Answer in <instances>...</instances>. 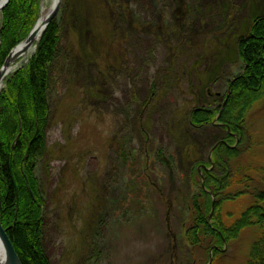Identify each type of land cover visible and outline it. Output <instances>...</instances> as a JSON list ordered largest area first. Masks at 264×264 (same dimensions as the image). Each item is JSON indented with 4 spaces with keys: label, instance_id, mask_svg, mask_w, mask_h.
<instances>
[{
    "label": "rangeland",
    "instance_id": "374dc122",
    "mask_svg": "<svg viewBox=\"0 0 264 264\" xmlns=\"http://www.w3.org/2000/svg\"><path fill=\"white\" fill-rule=\"evenodd\" d=\"M262 14L264 0H61L36 170L51 264H205L184 237L191 175L228 130L217 119L196 129L189 117L221 107L243 69L239 41ZM248 122L245 161L264 165V98ZM250 200L226 202L227 221ZM262 232L245 229L210 264H245Z\"/></svg>",
    "mask_w": 264,
    "mask_h": 264
},
{
    "label": "trees",
    "instance_id": "16d2710c",
    "mask_svg": "<svg viewBox=\"0 0 264 264\" xmlns=\"http://www.w3.org/2000/svg\"><path fill=\"white\" fill-rule=\"evenodd\" d=\"M41 1L9 0L4 7L0 67L36 24ZM59 39L55 16L34 55L10 75L0 95V220L22 264H51L44 246L45 199L36 170L46 150L50 66ZM239 56L242 72L229 81L221 107H197L189 117L190 125L201 129L212 125L221 113L217 121L228 130L225 139L212 146L207 162L198 164L191 175L194 193L184 237L192 248L205 250V264L207 260L214 263L245 229L264 228V165L245 161L251 148L248 118L264 98V14L253 19L239 41ZM159 192L169 221L172 201ZM244 195L250 196V204L228 222L230 214H224V204ZM245 264H264V232L251 243Z\"/></svg>",
    "mask_w": 264,
    "mask_h": 264
},
{
    "label": "water",
    "instance_id": "95a60500",
    "mask_svg": "<svg viewBox=\"0 0 264 264\" xmlns=\"http://www.w3.org/2000/svg\"><path fill=\"white\" fill-rule=\"evenodd\" d=\"M8 2H9V0H0V12H2L3 8L5 7V5ZM60 5H61V0H57L53 4L51 12H50L48 19H47L43 28H38V23L34 26L32 31L28 35V37L22 42V44H25L26 48H29L30 46H32L36 40H39L42 37V35L44 34L48 24L56 16L57 12L59 11ZM0 43H1V37H0ZM13 53H14V49L11 51L10 55L8 56L7 60L5 61L4 65H3V67L0 69V93H1V90L3 88L2 82L4 80V77L6 76V74L9 71L11 61L13 60ZM225 103H224V105H225ZM0 241L3 245V248L5 250V254H6L5 264H22L14 246L12 245V243L9 239V236L7 234V230L2 225L1 220H0Z\"/></svg>",
    "mask_w": 264,
    "mask_h": 264
},
{
    "label": "bare ground",
    "instance_id": "6f19581e",
    "mask_svg": "<svg viewBox=\"0 0 264 264\" xmlns=\"http://www.w3.org/2000/svg\"><path fill=\"white\" fill-rule=\"evenodd\" d=\"M57 0H53V3H55ZM53 7L52 6L48 7L47 5H45V2H43L42 4V13L41 16L38 20V28H43L48 16L51 12V9ZM36 49V45L33 44L32 46H30L29 48H26L25 44L20 43L15 49H14V53H13V60L11 61V65L9 67V71L8 73H11L12 71L16 70L17 68H19L21 65H23L24 63L27 62V60L34 54ZM216 67H214L215 69ZM121 247L120 248H130L132 246V244L130 243V241H126L123 243H120ZM119 244V246H120ZM6 261V254H5V250L3 248V245L0 241V263L1 264H5Z\"/></svg>",
    "mask_w": 264,
    "mask_h": 264
}]
</instances>
